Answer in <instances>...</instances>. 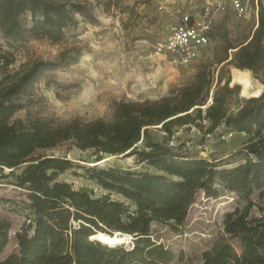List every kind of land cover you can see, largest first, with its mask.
Here are the masks:
<instances>
[{"label": "trees", "instance_id": "16d2710c", "mask_svg": "<svg viewBox=\"0 0 264 264\" xmlns=\"http://www.w3.org/2000/svg\"><path fill=\"white\" fill-rule=\"evenodd\" d=\"M95 2L0 0L1 62L10 66L11 52L32 40L59 44L66 31L81 22L99 24L96 7L109 11L122 6V0ZM257 8L258 24L252 35L233 48L231 57L215 61L218 75L214 92L213 72L203 69L174 97L156 102H115L111 120L77 117L57 124L52 118L17 117L26 110L22 97L28 91L41 82L50 85L52 75L71 65L74 51L70 50L61 52L55 61H35L9 85L1 86L0 184L15 177V186L26 194L31 216L28 225L16 234L18 252L5 258L2 255L10 242L11 223L0 219V264H171L175 254L154 240L152 224L173 221L183 226L199 194L219 198L223 192L236 194L247 205L226 215L223 235L203 254V264H264V209L261 216H251L253 204L249 201L264 181L263 0H258ZM231 69H238L233 80L243 90L242 75L248 74L244 71L253 73L263 85L262 93L258 90L253 95L257 97L243 99L236 112H231L229 99L238 97L241 89L230 87ZM204 122L209 134L225 127L252 136L240 152L243 163L223 168L220 160L184 152L183 145L170 147L154 134L161 131L170 138L174 127L194 125L203 130ZM63 146L93 150L101 156L127 153L126 157H135L161 174L80 167L66 157L45 154ZM76 168L83 169L106 194L95 196L88 189L76 190L60 180ZM116 233L131 236V246L105 245L91 239Z\"/></svg>", "mask_w": 264, "mask_h": 264}, {"label": "rangeland", "instance_id": "374dc122", "mask_svg": "<svg viewBox=\"0 0 264 264\" xmlns=\"http://www.w3.org/2000/svg\"><path fill=\"white\" fill-rule=\"evenodd\" d=\"M62 1L96 3V0ZM218 1L122 0V11L115 6L109 11L101 6L96 7L99 24L81 22L78 27L66 31L59 44L32 40L20 50L11 52L13 54L8 57L13 62L8 67L0 60V87L9 85L35 61H55L61 52L70 50L74 51L71 65L52 75L50 85L41 82L28 91L22 97L26 110L17 117L25 120L52 118L57 124L68 123L77 117L85 121L111 120L115 102H156L174 97L181 88L191 85L198 71L203 69L213 72L214 92L218 75L215 61L231 57L235 51L233 48L252 35L258 24V0H239L247 7V12L242 15L235 8L234 0H224L225 9L216 13L210 44L189 65L174 64L164 46L183 14L200 16L207 6L216 12ZM0 44H4L1 39ZM236 70L230 71V87L238 85L241 91L238 97L229 99L231 112L238 110L243 99L257 97L253 95L258 90L263 91V85L249 71H244L248 74L242 75L245 82L243 90L233 80ZM203 125V130L194 125L174 127L170 138L161 131L154 134L160 142L170 147L183 145L184 152L210 161L220 160L225 164L223 168L243 163L244 155L240 152L251 141V135L239 134L225 127L209 134L206 132V122ZM45 154L66 157L80 167H113L161 174L145 163H138L135 157L101 156L93 150H69L67 146L47 150ZM98 157H101L100 161ZM5 172L8 174L9 170ZM60 180L72 184L76 190L88 189L95 196L106 194L80 168L63 174ZM249 201L253 204L251 216H261L264 209V181L260 188L254 190ZM246 205L247 202L234 193L223 192L219 198H208L201 193L183 226L173 221L154 222L153 238L174 252L175 260L171 264H203V254L223 235L226 215ZM30 216L26 194L15 186V177L2 180L0 219L11 223L10 242L2 258L18 252L16 234L28 225ZM125 245L130 247L131 241Z\"/></svg>", "mask_w": 264, "mask_h": 264}, {"label": "built area", "instance_id": "2783aa9c", "mask_svg": "<svg viewBox=\"0 0 264 264\" xmlns=\"http://www.w3.org/2000/svg\"><path fill=\"white\" fill-rule=\"evenodd\" d=\"M233 3L241 15L247 12V7L239 0H234ZM224 9V0H220L216 12L207 6L200 16L190 14L181 16L180 22L172 28V33L164 46L165 52L172 57L174 64L186 66L199 57L202 49L210 44V33L215 25L216 13Z\"/></svg>", "mask_w": 264, "mask_h": 264}, {"label": "bare ground", "instance_id": "6f19581e", "mask_svg": "<svg viewBox=\"0 0 264 264\" xmlns=\"http://www.w3.org/2000/svg\"><path fill=\"white\" fill-rule=\"evenodd\" d=\"M91 239L98 240V241H100L101 243H103L105 245H112L113 246L114 244L121 243V242H123L124 244H127V243L130 242L129 239H132V237L129 236L127 238H122V237L119 238V237H111V236H108V235H105V234H98V235H96L94 237H91Z\"/></svg>", "mask_w": 264, "mask_h": 264}, {"label": "water", "instance_id": "95a60500", "mask_svg": "<svg viewBox=\"0 0 264 264\" xmlns=\"http://www.w3.org/2000/svg\"><path fill=\"white\" fill-rule=\"evenodd\" d=\"M262 93V92H261ZM260 93V94H261ZM125 155H127V153L126 154H123V155H120V157H124ZM112 237H119V238H127V237H129V235H126V234H122V233H116V234H114ZM93 240V239H92ZM131 239H129V241H130ZM122 244H124L123 242H121V243H116V244H114L113 246H115V245H122Z\"/></svg>", "mask_w": 264, "mask_h": 264}]
</instances>
